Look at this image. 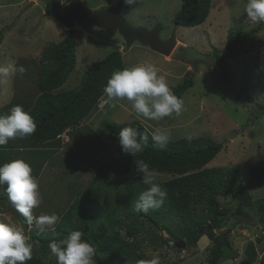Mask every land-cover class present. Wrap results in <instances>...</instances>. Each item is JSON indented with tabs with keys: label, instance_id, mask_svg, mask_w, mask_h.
Returning <instances> with one entry per match:
<instances>
[{
	"label": "rangeland",
	"instance_id": "1",
	"mask_svg": "<svg viewBox=\"0 0 264 264\" xmlns=\"http://www.w3.org/2000/svg\"><path fill=\"white\" fill-rule=\"evenodd\" d=\"M75 2L60 0L64 7ZM80 2L89 8L99 9L116 4L118 0ZM246 4L247 0H212L205 22L183 27L177 26L174 21L181 8V0L125 2L122 14L130 24L148 29L160 25L163 39L176 31L178 44L168 56L153 51L139 41L127 46L119 31L109 32L100 27L92 33L76 23L73 29L76 67L60 90L78 86L92 63L114 50L122 53L126 67L143 62L153 63L170 86L180 84L189 73L194 86L184 94L183 111L178 117L173 114L158 122L138 117L130 101H110L105 94L100 102L103 104L83 119L72 139L71 134L60 137L58 154L49 156L46 152L42 153V146L31 140L21 142L10 139L7 145L0 146V149L4 148L0 165L16 159L18 153L19 158L30 165L32 163V175L39 182L42 196V203L33 209V215L56 214L58 221L55 227L61 222V215L72 201L70 184L79 177L86 182L92 176L93 153L86 150L80 140L87 142L98 134L112 146V139L104 126L106 122L123 124L138 120L151 134L166 130L169 139L209 135L223 142L225 148L207 166L237 169L254 199L264 197V186H258L251 177L252 166H264V85L254 77L257 64L264 73V22L251 21L245 13ZM67 31L66 26L50 12L45 0H0V65L14 63L26 69L23 75L17 73L9 83L0 84L1 102H10L11 108L22 105L25 110L30 109L33 98L38 94L37 73L41 67L42 51L49 43L62 41ZM228 38L234 39L230 45ZM31 148V152L25 150ZM135 175L138 174L132 171L126 176L115 177L126 179ZM172 177L171 173L157 172V181ZM6 187L0 186V198L5 202L0 204V219L11 217L12 223L23 226L7 200ZM220 201L229 207L230 213L223 228L216 232L228 230L234 250H227L218 264H241L247 258L245 249L250 242H254L258 250L252 264H259L260 259H264V237L261 242L257 238L264 235L258 233L263 231L264 224L258 214L250 209L249 215H245L233 194L220 197ZM31 229L37 230L35 224ZM27 232L33 249L39 250L40 242L32 240L29 227ZM52 232L47 230L43 233L50 237ZM121 232L126 236L124 229ZM159 232L166 238V244L157 250L142 245L147 260L158 255L161 264H209L207 258L212 241L207 236L203 235L197 246H176L177 241ZM46 258L52 261L56 257L49 249Z\"/></svg>",
	"mask_w": 264,
	"mask_h": 264
},
{
	"label": "trees",
	"instance_id": "2",
	"mask_svg": "<svg viewBox=\"0 0 264 264\" xmlns=\"http://www.w3.org/2000/svg\"><path fill=\"white\" fill-rule=\"evenodd\" d=\"M211 5L212 0H181V8L174 17L175 24L183 27L202 24L209 16ZM233 41L228 38L229 45ZM76 62L74 30H68L62 41L44 47L37 73L38 94L28 110L37 128L31 136L18 137L16 141L31 140L42 146V153L58 154L60 137L71 134L72 139L77 126L99 106L113 72L126 68L122 53L114 50L92 63L78 86L60 90ZM254 77L264 85V73L258 64ZM193 86L194 80L187 73L180 84L171 87L175 95L183 99ZM104 126L112 146L98 134L87 142L80 140L85 149L93 153L92 176L86 182L79 177L70 184L72 201L50 237L38 229L37 232L31 229V238L40 242V249H33V257L26 264H56V258L53 262L46 258L49 243L76 230L83 233L82 239L94 246L95 264H146L148 260L142 245L157 250L166 244V238L159 231L173 241L185 240L191 246H197L200 238L207 236L212 241L207 261L218 264L227 250H234L228 230L216 232L223 228L230 213L229 207L221 204L220 197L231 194L235 195L245 215L253 209L264 224V197L254 199L239 171L207 166L225 148L223 142L209 135L186 136L169 139L167 147L161 149L153 142L151 132L138 120L123 124L106 122ZM124 127H132L140 135L148 136L144 151L135 157L124 152L119 144L118 133ZM135 159L143 160L157 172L173 175L168 180L156 181L168 194L157 210L134 211L139 194L148 187L140 175L126 179L115 177L135 172ZM251 177L258 186H264V166H252ZM123 229L126 236L121 232ZM260 236L259 242L264 235ZM245 254L247 258L241 264H252L256 260L258 250L254 242L246 246ZM259 264H264V259H260Z\"/></svg>",
	"mask_w": 264,
	"mask_h": 264
},
{
	"label": "clouds",
	"instance_id": "3",
	"mask_svg": "<svg viewBox=\"0 0 264 264\" xmlns=\"http://www.w3.org/2000/svg\"><path fill=\"white\" fill-rule=\"evenodd\" d=\"M125 2L134 4L136 0ZM245 13L253 22H264V0H247ZM25 71L24 66L17 67L14 63L0 65V84L9 83L11 77L17 73L23 75ZM159 71L155 64L149 62L117 70L109 78L104 93L110 101L121 99L130 101L138 117L157 122L173 114L178 117L183 111V100L175 95ZM36 128V121L30 111L25 110L22 105H15L8 114L0 115V146L7 145L10 139L29 137ZM152 140L161 149L166 148L169 134L166 130H157L152 133ZM118 141L124 152L135 157L144 151L148 136L140 135L132 127H124L118 133ZM134 164L135 172L142 177L143 184L148 186L139 194L134 211L148 213L150 210L161 208L168 194L167 190L156 182L157 171L150 169L143 160L135 159ZM32 172L30 163L22 158L0 165V186H7L5 189L7 200L16 210L17 217L23 225L16 226L12 223L11 217L0 219V264H26V261L32 259L33 245L26 234L24 222L28 225L29 231L33 224L40 232L55 231L58 221L56 214L33 215V209L42 203V196L39 182ZM0 201V204L5 203L3 199ZM260 232L264 234L261 230ZM82 236L83 233L76 230L63 239L49 243L48 247L51 255L56 257V264H95L96 250L92 244L82 239ZM182 241L184 240H177ZM146 264H161L160 257L153 256Z\"/></svg>",
	"mask_w": 264,
	"mask_h": 264
},
{
	"label": "water",
	"instance_id": "4",
	"mask_svg": "<svg viewBox=\"0 0 264 264\" xmlns=\"http://www.w3.org/2000/svg\"><path fill=\"white\" fill-rule=\"evenodd\" d=\"M125 0H118L116 4L99 9H92L83 5L80 0L65 7L61 11L60 0H53L47 3L51 12L69 29H74L76 23L83 26L88 32H94L95 27H101L109 32L119 31L126 41L127 46H131L135 41L150 47L153 51L168 56L178 44L176 31L170 37L163 39L160 35L161 26L152 29L143 26L130 24L122 14ZM27 234L28 225L24 222ZM177 246H185L186 242H177Z\"/></svg>",
	"mask_w": 264,
	"mask_h": 264
},
{
	"label": "crops",
	"instance_id": "5",
	"mask_svg": "<svg viewBox=\"0 0 264 264\" xmlns=\"http://www.w3.org/2000/svg\"><path fill=\"white\" fill-rule=\"evenodd\" d=\"M17 65V64H16ZM9 106V107H8ZM10 109H11V107H10V102H1L0 101V115H4V114H8L9 112H10ZM18 138V137H17ZM16 139V138H15ZM19 149H20V151H22V148L21 147H19ZM5 150H8V148H6L5 147ZM26 151L27 150H29V152H31L32 150H33V148H31V149H25ZM3 151H4V148H1L0 149V156H2L4 153H3ZM35 151V153H36V150H34ZM37 154V153H36ZM19 153L18 154H16V159L17 158H19ZM27 157V156H26ZM31 165H32V163H31ZM43 165V164H42ZM44 166V165H43Z\"/></svg>",
	"mask_w": 264,
	"mask_h": 264
},
{
	"label": "flooded vegetation",
	"instance_id": "6",
	"mask_svg": "<svg viewBox=\"0 0 264 264\" xmlns=\"http://www.w3.org/2000/svg\"><path fill=\"white\" fill-rule=\"evenodd\" d=\"M52 1H53V0H45L46 3H50V2H52ZM60 7L62 8V11H64L65 7L62 6L61 3H60ZM96 28H100V27H95V29H96ZM104 30H105V29H104Z\"/></svg>",
	"mask_w": 264,
	"mask_h": 264
},
{
	"label": "built area",
	"instance_id": "7",
	"mask_svg": "<svg viewBox=\"0 0 264 264\" xmlns=\"http://www.w3.org/2000/svg\"><path fill=\"white\" fill-rule=\"evenodd\" d=\"M262 233H264V230L262 231Z\"/></svg>",
	"mask_w": 264,
	"mask_h": 264
}]
</instances>
